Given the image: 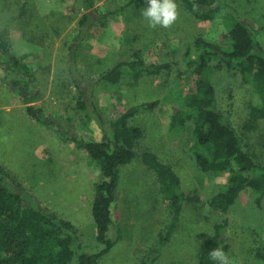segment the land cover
Listing matches in <instances>:
<instances>
[{
  "label": "rangeland",
  "instance_id": "obj_1",
  "mask_svg": "<svg viewBox=\"0 0 264 264\" xmlns=\"http://www.w3.org/2000/svg\"><path fill=\"white\" fill-rule=\"evenodd\" d=\"M222 1L227 10L199 19L174 0L175 20L151 27L142 14L148 0H96L88 9L82 0H0V27L7 28L12 42L7 53L0 51V168L13 175L26 202L75 225L77 253L101 248L91 215L92 184L100 172L72 138L100 136L130 106L157 100L154 108L140 109L129 122L143 132L138 150L148 148L171 165L187 200L175 231L163 241L171 212L155 175L138 157L123 165L108 231L114 244L100 264H196L200 244L223 223L225 240L220 246L231 264H264L257 255L264 245V192L248 187L226 213L211 208L208 200L225 187L227 174L200 170L193 157L191 121L174 126L170 120L172 101L167 96L190 85L186 49L196 36L229 49L226 32L236 14L258 29L264 48V0ZM125 30L134 36L130 52L139 50L146 63L166 62L169 69L135 75L126 65L120 81L99 79L116 61L131 59L123 41ZM12 57L28 67L38 101L26 102L12 86V79L25 74ZM204 74L244 148L264 165V118L248 119L251 85L226 68H207ZM28 104L40 107V121L28 116Z\"/></svg>",
  "mask_w": 264,
  "mask_h": 264
},
{
  "label": "trees",
  "instance_id": "obj_2",
  "mask_svg": "<svg viewBox=\"0 0 264 264\" xmlns=\"http://www.w3.org/2000/svg\"><path fill=\"white\" fill-rule=\"evenodd\" d=\"M180 1L199 19L212 18L217 11L228 8L222 0ZM82 2L84 8L88 9L94 6L96 0ZM24 5L20 8V16ZM257 32L258 29L235 14L226 32L231 40L229 49L196 36L186 49L188 58L185 69L191 75L190 85L184 91L172 94L173 97L171 94L167 96L172 101L171 124L177 126L185 120L191 121L195 138L193 157L198 168L205 172L219 171L227 174L225 187L208 200L211 208L223 213L228 211L243 189L249 187L260 194L264 192V165L244 148L241 135L218 107L216 90L204 72L215 66L238 72L252 89L248 119L255 121L264 118V48L258 40ZM133 40L134 36L125 30L123 41L131 59L116 61L112 67L99 74V79L113 83L120 81L122 68L126 65L135 69V75L159 74L169 69L166 62L146 63L140 57L139 50L130 52ZM11 46L7 28L0 27V51L7 53ZM11 59L17 69L25 73L12 79V86L17 88L26 102L38 101L40 94L34 88L28 67L16 57ZM157 103L155 100L130 106L112 120L109 129H104L100 136L72 138L76 146L98 166L100 172V179L92 184L91 202L95 240L101 245L98 251L77 253L74 247L77 239L75 225L57 212L26 202L13 183L16 181L13 175L0 168V264H100L101 257L114 244L108 231L112 223V203L118 186L119 170L135 157L155 175L162 198L171 212L163 241L172 235L187 200L180 177L154 151L148 148L138 150L143 132L140 127L129 122V118L140 109H152ZM25 110L31 119L40 121V107L28 104ZM224 224L215 225L214 233L202 241L196 264H218L210 258L209 253L224 242ZM257 255L264 263V245L257 248Z\"/></svg>",
  "mask_w": 264,
  "mask_h": 264
},
{
  "label": "clouds",
  "instance_id": "obj_3",
  "mask_svg": "<svg viewBox=\"0 0 264 264\" xmlns=\"http://www.w3.org/2000/svg\"><path fill=\"white\" fill-rule=\"evenodd\" d=\"M147 5L142 14L148 18L151 27H155L156 24L168 26L177 16V5L174 0H148ZM209 255L218 264H231L222 246L211 249Z\"/></svg>",
  "mask_w": 264,
  "mask_h": 264
}]
</instances>
